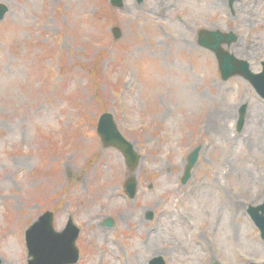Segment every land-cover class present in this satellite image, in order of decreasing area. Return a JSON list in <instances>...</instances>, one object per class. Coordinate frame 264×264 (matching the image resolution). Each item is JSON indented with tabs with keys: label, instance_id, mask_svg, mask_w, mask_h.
I'll return each instance as SVG.
<instances>
[{
	"label": "rangeland",
	"instance_id": "obj_1",
	"mask_svg": "<svg viewBox=\"0 0 264 264\" xmlns=\"http://www.w3.org/2000/svg\"><path fill=\"white\" fill-rule=\"evenodd\" d=\"M0 2L9 7L0 21L2 264H28L25 232L46 210L57 231L70 217L80 229L77 264L159 256L166 264L264 263L248 214L264 201V127L249 118L264 99L241 76L224 81L214 54L197 44L202 28L233 33L227 49L261 72L264 0H125L123 9L110 0ZM239 45L245 56L231 50ZM103 113L141 156L135 171L119 149L104 147ZM132 175L134 198L124 188ZM187 245L196 254H181Z\"/></svg>",
	"mask_w": 264,
	"mask_h": 264
},
{
	"label": "water",
	"instance_id": "obj_2",
	"mask_svg": "<svg viewBox=\"0 0 264 264\" xmlns=\"http://www.w3.org/2000/svg\"><path fill=\"white\" fill-rule=\"evenodd\" d=\"M142 2L143 0H138ZM235 0H230L233 3ZM115 8H123L124 0H111ZM9 7L0 3V21L4 19ZM115 38L121 37L122 32L119 27L113 28ZM237 35L233 33H223L220 31H209L202 29L200 31V44L211 49L217 56L219 69L223 80H228L233 76L240 75L251 82L257 92L264 97V63L263 72L255 74L250 70L247 61L240 60L229 50L223 47V44L230 46L237 41ZM247 105L240 108L238 129H242L245 123ZM98 134L104 144V147H115L123 152L126 162L131 171L138 167L140 155L135 151L134 145L130 143L118 130L113 115L104 113L101 115L98 128ZM201 147L196 148L188 157V164L185 168V177L187 181L191 177V170L198 161ZM138 181L136 176H130L125 182L127 194L134 198L137 193ZM248 213L253 222L258 227L261 237L264 239V202L257 206H250ZM153 213L148 215L149 219L153 218ZM54 214L51 211L43 213L26 231V241L29 250L28 264H75L79 260V250L76 241L79 237L80 230L70 219L67 227L63 231H57L54 227ZM114 222L111 218L106 219L105 225L111 227ZM1 264V259H0ZM150 264H166L162 257H156L151 260ZM264 264V263H251Z\"/></svg>",
	"mask_w": 264,
	"mask_h": 264
},
{
	"label": "bare ground",
	"instance_id": "obj_3",
	"mask_svg": "<svg viewBox=\"0 0 264 264\" xmlns=\"http://www.w3.org/2000/svg\"><path fill=\"white\" fill-rule=\"evenodd\" d=\"M215 1H217V0H215ZM219 1V0H218ZM253 39H255V38H253ZM253 39H251L250 38V41L251 42H255ZM240 47H242L243 45H239ZM240 47H238V46H233L232 48H231V50L236 54V55H238V56H245V54L244 53H242L243 51H244V46L242 47V48H240ZM248 48H250V47H248ZM252 48H250V49H247V50H251ZM255 47H254V49H253V52L254 53H256V51H255ZM260 110H263L262 112L260 111ZM219 116L220 117H222L223 118V116L226 118V117H229V116H232L231 115V111H223V112H219ZM219 116L218 115H216V114H210V117H209V121H210V124L211 123H217L218 122V119H219ZM221 118V119H222ZM249 118H250V120H252V122L254 123V124H256L257 123V125L259 126V127H264V107H257L256 106V108L254 109V113L252 114V115H249ZM216 127V126H215ZM222 127L225 129V126L224 125H222ZM221 127V128H222ZM220 128V129H221ZM221 129V130H224V129ZM249 133V137H251V131H249L248 132ZM241 139L243 138V140L245 141V142H247V141H249L247 138H245V135L244 134H242L241 136ZM236 138V137H235ZM254 145V144H253ZM250 146V145H249ZM217 190L219 189V188H216ZM105 194L106 193H103V197H105ZM263 194H264V191H263ZM107 195V194H106ZM107 197H109V195H107ZM95 205V204H94ZM96 209V208H95ZM123 212H124V214H128L129 212H130V210L129 209H123ZM221 213V212H220ZM222 214H218L217 216H216V221H217V224H218V221L222 218ZM229 217V221L227 222V225H229L230 227H231V221H230V216H228ZM217 224L215 225V226H213L212 228H211V231L212 232H216V230H217ZM233 230V229H232ZM234 231H236L237 233H238V230H236V228L234 227ZM210 245H211V243H210ZM210 245H208V247L210 248V250L212 249V247L210 246ZM213 246H214V248L216 249V250H218L219 248H220V246H218V243H215V244H212ZM172 249L173 250H175V251H178V249H177V246H172ZM190 247H189V245H187V246H183L182 247V251H181V254H185V256H188V257H190V256H192L193 254H196V251H191L190 253ZM161 253V251H159V250H157V249H154L153 251H152V254L154 255V254H160ZM135 260H136V264H146V259H142V258H138V257H136L135 258Z\"/></svg>",
	"mask_w": 264,
	"mask_h": 264
}]
</instances>
